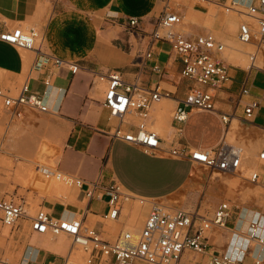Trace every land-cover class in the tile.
I'll list each match as a JSON object with an SVG mask.
<instances>
[{
    "label": "crops",
    "instance_id": "0c3cea01",
    "mask_svg": "<svg viewBox=\"0 0 264 264\" xmlns=\"http://www.w3.org/2000/svg\"><path fill=\"white\" fill-rule=\"evenodd\" d=\"M171 2L172 0H0V28H11L12 25L38 27L44 33L42 49L45 52L80 66V71L75 74L67 67L57 68L52 65L43 70H33V52L24 55L12 46L0 42V89L13 93L21 82L28 80L32 91L44 97L51 110L46 120L52 131L61 135V149L55 157L57 171L86 181L99 180L103 185L119 184L123 192L130 196L125 204L130 209H136L137 199L156 200L169 208L198 212L212 218L213 210L222 201L228 200L226 186L218 183L205 185L197 181L196 167L189 160L173 159L159 153L146 154L122 141H112L106 134L119 126V121L110 118L109 112L102 105L105 80L115 70L127 82H138L148 89L160 87L163 92L171 93L169 99H162L153 106L151 117L154 128L160 132L164 150L218 149L226 142L230 132L229 125L222 119L224 114L234 115L239 126L243 127V137L251 140L250 151L253 154H256L257 149L253 150L252 145L257 148L264 144V69L236 66L228 62L224 53L223 59L229 66L231 79L216 92V111L193 110L182 126H178L170 117L178 100L194 85L182 78V63L168 43L159 41L152 46L150 43V33ZM185 2L177 11L181 18L190 16L201 19L200 16L209 11V7L193 0ZM220 2L229 3L230 0ZM239 2L246 9V4ZM213 10L211 13L216 14L214 13L215 24L212 27L193 22L186 35L196 37L213 33L226 47L240 50L243 54L253 53V45L248 51V45L237 43L242 19L227 12ZM130 19L139 20L138 28L130 26ZM149 51L152 53L151 58L146 57ZM262 53L264 60V50ZM48 76L51 78V85L45 86L44 81ZM245 81L250 93L241 97L239 91ZM252 101L259 102V107L252 122L247 123L244 120V107ZM30 114L25 112L14 121L28 119ZM12 126L18 128L16 123ZM12 141L11 135L6 149ZM46 142V138L22 140L20 143L13 142V146L18 147L19 144L27 153L38 159H46ZM37 164L31 161V165ZM38 165L44 170L43 166ZM30 172L35 194H28L34 195L33 201L37 207L41 204L54 218L81 217L86 225L94 227L103 238L110 241L115 239L114 231L119 223L116 225L105 221L106 197L88 202L78 188L66 186L58 177L46 195H42L39 193L40 182L34 181L32 169ZM257 172L260 175L259 184H251L247 178H243L245 188L254 189L261 185L264 189V165L258 164ZM203 178L207 180V177ZM29 201H25L28 208ZM257 206L264 213V194L261 201L254 203V207ZM56 207H62L63 212L55 217L53 212ZM143 210L144 215L147 214L149 206L145 205ZM123 212L131 217L130 213H125V210ZM244 215L251 219L259 216L250 211ZM261 217L264 220V216ZM241 218L237 224L236 221L229 220V225L234 227L229 226V229H236V236L233 235L229 243L225 237L219 240L210 234L205 255L194 259L196 255L186 250L178 264H209L210 255L214 252L234 255L232 243L240 245L247 240L249 224ZM10 236L13 238L8 241L9 258H5L1 264H65L71 253L70 237H53L49 233L32 232L27 218L18 222ZM20 252L22 254L19 258ZM259 256L263 258L264 264V250L260 247L255 250V258ZM250 259L251 264H254V259Z\"/></svg>",
    "mask_w": 264,
    "mask_h": 264
},
{
    "label": "built area",
    "instance_id": "2783aa9c",
    "mask_svg": "<svg viewBox=\"0 0 264 264\" xmlns=\"http://www.w3.org/2000/svg\"><path fill=\"white\" fill-rule=\"evenodd\" d=\"M205 1V0H204ZM223 7L226 12L237 11L240 2L230 0V4L220 0H211ZM246 15L257 23L240 24L238 40L243 44H254L255 53L264 50V0H249L246 3ZM130 26L138 28L139 20L130 19ZM181 25L180 14L171 6L166 7L150 33L151 46L155 42H165L182 63L181 76L194 83L186 95L178 100L173 111V121L182 126L193 110L216 111V92L230 81L229 66L222 58L225 45L211 33L189 37L178 30ZM44 33L37 27L18 25L14 28H0V42L8 44L21 52H33L35 61L32 69L43 70L52 65L57 68L67 67L73 74L80 71L76 63L64 61L52 56L42 49ZM147 58L152 57L149 51ZM251 68H256L252 66ZM250 68V69H251ZM106 90L102 105L109 112L110 118L119 121V126L106 133L112 141H122L135 146L146 154H163L173 159L189 160L194 165H201L213 174L235 173L242 166L249 148V137L244 146H235L226 142L216 150L188 148L162 149L161 135L153 129L152 109L162 99H169L171 93L163 92L160 87L145 88L138 82H127L119 71H111L105 80ZM45 86L51 85L48 76ZM240 96L249 95L247 82L240 88ZM3 108L8 112L11 121L19 119L23 113L36 115L50 114L51 110L43 96L32 91L28 80L15 88L13 93L0 89ZM259 102L252 101L244 107V120L251 123ZM223 121L231 126L236 119L234 115H222ZM181 131V127H179ZM258 164L264 165V144L259 147L256 167L247 178L251 183L259 184ZM66 186L76 187L85 199L102 200L107 198L105 221L119 223L114 231L115 239L103 238L94 228L84 223L83 218H54L48 210L41 208L30 217L24 204L13 200H0L1 223L14 230L22 218L29 220L30 229L38 234H51L58 237L66 234L71 238V253L65 264H76L75 252L84 253V264H178L184 251H192L196 256L205 255L208 248V237L217 228L229 229V220L233 218V207L228 201H222L214 210L213 217L208 218L198 212L173 209L156 200L137 199L142 205H148L146 220L138 234L128 227L129 215L124 214L125 204L130 200L119 184L103 185L99 180L86 181L80 177L67 175L60 171L53 173ZM236 220V224L238 220ZM247 240L244 244H233V253L214 252L210 255L209 264H244L246 258L254 257V264H263V258H255V250H264V220L259 215L248 225ZM234 236H236L234 234Z\"/></svg>",
    "mask_w": 264,
    "mask_h": 264
},
{
    "label": "rangeland",
    "instance_id": "374dc122",
    "mask_svg": "<svg viewBox=\"0 0 264 264\" xmlns=\"http://www.w3.org/2000/svg\"><path fill=\"white\" fill-rule=\"evenodd\" d=\"M185 1L186 0H172L170 6L172 9H174V11L177 12L179 11L181 4H184V3L186 4ZM193 1L205 7H209V11L205 15L202 14L200 16L201 19H195L190 16L186 18H181V25L179 29L185 34L189 32V26L193 22L198 23L200 25H204L208 28L212 27L215 24L214 13H211L212 9H215L217 11L220 10L222 13L226 12L223 9V7L217 5L216 3L213 4L212 1H208V0L207 1L193 0ZM229 4L230 2L228 3V5ZM238 10L240 11V13L237 12V14H235L236 12H233V11H229L227 13L233 14L239 17L242 16L241 17L242 20H240L239 27H240V24L243 22H252L250 19L245 17L246 9H244L241 6H238ZM16 26L18 25H12L10 27L14 28ZM23 26L32 27V26H26V25H23ZM238 31H239V28H238ZM212 35L215 36V34L213 33ZM230 39L231 37L229 36L228 40ZM237 43L242 45L238 40H237ZM224 52H225L224 56L227 58L226 56L227 50H225ZM22 53L24 55L28 54L27 52H22ZM172 115H173V111L170 113V117H172ZM48 117L49 116L47 114H41V115L30 114L28 119H20V120H16L12 122L9 117L8 112L3 108V101L0 99V149H2L0 152V158H2V162L0 163V200L1 199H4L6 201L13 200L16 203L24 204V202L27 199H29L30 201L28 202L29 204L28 212L30 211L31 207L36 206V210L34 209L33 211H31L32 215H35L42 207H41V204H40V207H37V204H35L33 201L35 200L34 195L28 194V192L34 193L33 190L35 189L34 184L32 183V180H31L30 171L32 169L34 173V181L39 183L44 173V170L40 169L38 164L43 166L44 169L55 168V164H56L55 162L57 160L55 157L58 156V153L61 149V146L59 148L61 135L59 133L52 131L51 129L52 127L46 120ZM15 123L18 126V128H16L15 126H12V124L15 125ZM237 125H234V126L236 127ZM18 129L19 131L17 132ZM154 130L156 129L154 128ZM229 131L230 133L234 131V133L227 137L228 139V140L226 139L227 144H232L235 146L245 145V139L243 137V127L237 126L235 130L231 129L230 127ZM156 132L160 134L159 131L156 130ZM11 135H12L13 141L11 142L10 146L6 149L7 140L11 137ZM41 138L42 140H45V138L47 140L46 142L47 144L45 146L46 159H38L36 156L27 153L24 150V148L21 147L19 144H17L18 147L13 146V142L20 143L22 140L41 139ZM250 146H251V142H249V148L246 151L245 157H250L251 160L257 163V154L259 152V147L253 148V145H252L253 150L257 149L256 154H253L250 151ZM19 147L23 149V151ZM31 161L32 163L35 162L38 164L36 166L31 165ZM195 167L197 171L196 173L197 181L204 183L205 185H212V184L218 183L222 186L227 187L229 196H228V200L226 201L230 202V205L233 207V212H234L233 218H232L233 221H236L241 215V217L243 216L241 219L244 222L249 224V222L252 219L247 218L244 215L247 211L259 214L260 216H264L262 209H260L258 206L254 207V203L257 204L259 200L261 201L262 195L264 194V189L262 188V186L258 185L257 187H254V189L244 187L243 178H249L252 174V170H250L247 167L246 161L243 162L242 166L239 168L237 172L235 173L231 172L228 174H217V173L213 174L211 171L197 164L195 165ZM203 176L207 177V180H205ZM62 212H63L62 207H56L54 209L53 215L56 217L62 214ZM1 215H2V212L0 211V217ZM146 217H147V214L143 216L141 223H140L141 226H143L146 220ZM229 226L231 228H234L233 225H229ZM233 230L217 228L210 234L216 236L219 240L220 239L222 240L225 237L226 242L229 243L230 238L234 235L236 229H233ZM10 234H11L10 229L6 228L1 223V219H0V261L5 260V258H9L8 251H9L10 244H8V241L12 239ZM21 254L22 252L18 254L19 258ZM77 255H79L78 257H80L79 262L82 263L81 258L82 256L84 258V255L80 253H77ZM252 258L254 259V257ZM244 264H251V259L247 258Z\"/></svg>",
    "mask_w": 264,
    "mask_h": 264
},
{
    "label": "bare ground",
    "instance_id": "6f19581e",
    "mask_svg": "<svg viewBox=\"0 0 264 264\" xmlns=\"http://www.w3.org/2000/svg\"><path fill=\"white\" fill-rule=\"evenodd\" d=\"M238 1H241V3H245V1L246 0H238ZM246 4V3H245ZM216 7V6H215ZM247 10V9H246ZM214 10L212 9L211 10V12H213ZM233 12H236L235 14H237V11H233ZM232 12V13H233ZM215 13V12H214ZM238 13H240V12H238ZM216 14V13H215ZM243 15V14H242ZM242 16H240V18H241ZM245 17H247L248 19H250L251 21H252V23L255 25L257 22L254 20V19H251V18H249L247 15H246V13H245ZM242 19V18H241ZM178 28V30H180L179 29V26L177 27ZM181 31V30H180ZM239 41V40H238ZM240 42V41H239ZM241 43V42H240ZM243 44V43H242ZM244 45H248V51H249V49H251L252 48V45L254 46V44H252V43H249V44H244ZM225 50H227V53H226V56H227V59H228V62L229 63H233V64H235L236 66H242V67H246V66H250L249 68H251L252 66H254V67H258V68H262V69H264V60H263V53H258V55H257V57L254 59V61L252 62L251 61V55L253 54V53H255V51L253 52V53H251L250 55H249V53L247 52V53H245V54H243V53H241V52H239L238 50H236V49H233V48H231V47H229V46H225ZM255 48V47H254ZM247 51V50H246ZM263 52V51H262ZM223 53H225V52H223ZM223 53H222V58H223ZM259 55H261V57H259ZM258 57H259V59H258ZM258 59V60H257ZM236 120H234L233 122H234V124H233V122H232V124H231V129H233V130H235L236 129V127L237 126H239V125H237V122L238 121H236ZM153 121H152V126H153ZM238 124H239V122H238ZM234 125H237L236 127L234 126ZM234 126V127H233ZM153 129H154V126H153ZM234 133V131L232 132V133H230L229 132V134H228V136L229 135H231V134H233ZM227 136V137H228ZM230 138V137H229ZM228 140V139H227ZM3 144V143H2ZM4 145V144H3ZM0 151H1V149H0ZM244 161H246L247 162V167L251 170V169H254L255 167H256V163H255V161H253V160H251L250 159V157H245V159H244ZM57 170H56V168H47V169H44V173H43V175H42V178H41V180H40V185H41V191L39 192L40 194H42V195H46V193L48 192V190H49V188L52 186V184L55 182V180L57 179V176H54L53 175V173L54 172H56ZM238 171V170H237ZM236 171V172H237ZM260 186V185H259ZM19 200V199H18ZM137 204V206H136V209H130V207L129 206H126L125 207V213H130L131 214V217L129 218V224H128V227H127V229H129V230H131L133 233H135V234H138V232H139V230H140V228H141V225H140V223H141V219L143 218V216H144V207H145V205H142L141 203H139V202H137L136 203ZM39 206H40V204H39ZM24 208H25V210L28 212V210H29V208H28V205H27V203L26 202H24ZM36 210V206H34V207H31V209H30V211L28 212V215L30 216V217H32V216H34V215H32V212L31 211H33V210ZM0 211H1V208H0ZM131 219V220H130ZM108 222V221H107ZM132 222V223H131ZM109 223H112V222H109ZM140 225V226H139ZM6 228H8V227H6ZM8 229H10V228H8ZM10 231H13V230H11L10 229ZM62 235H65V236H67L66 234H61L60 236H62ZM6 236V235H5ZM13 238V237H12ZM77 253H80V254H83L84 255V253H82L81 251H77V252H75L74 254H75V259H76V264H82L83 263V256H82V258H81V261H82V263H80L79 262V260H80V257H78L79 255H77ZM1 263H3L2 261H0ZM84 264V263H83Z\"/></svg>",
    "mask_w": 264,
    "mask_h": 264
}]
</instances>
